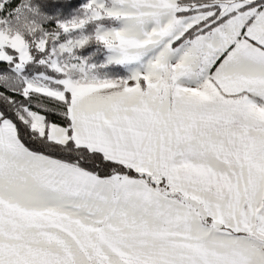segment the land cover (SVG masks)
Listing matches in <instances>:
<instances>
[{"label": "snow or ice", "instance_id": "1", "mask_svg": "<svg viewBox=\"0 0 264 264\" xmlns=\"http://www.w3.org/2000/svg\"><path fill=\"white\" fill-rule=\"evenodd\" d=\"M0 264H264V0H0Z\"/></svg>", "mask_w": 264, "mask_h": 264}]
</instances>
